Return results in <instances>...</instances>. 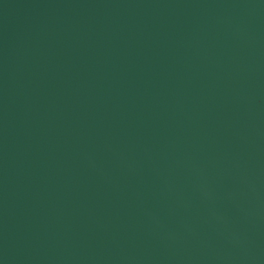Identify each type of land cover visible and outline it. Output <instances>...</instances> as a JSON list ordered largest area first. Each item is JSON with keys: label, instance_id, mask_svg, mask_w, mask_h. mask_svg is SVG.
Here are the masks:
<instances>
[{"label": "water", "instance_id": "95a60500", "mask_svg": "<svg viewBox=\"0 0 264 264\" xmlns=\"http://www.w3.org/2000/svg\"><path fill=\"white\" fill-rule=\"evenodd\" d=\"M0 264H264V0H0Z\"/></svg>", "mask_w": 264, "mask_h": 264}]
</instances>
